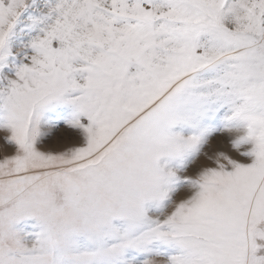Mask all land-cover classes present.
Segmentation results:
<instances>
[{
    "label": "snow or ice",
    "instance_id": "obj_1",
    "mask_svg": "<svg viewBox=\"0 0 264 264\" xmlns=\"http://www.w3.org/2000/svg\"><path fill=\"white\" fill-rule=\"evenodd\" d=\"M0 264H264V0H0Z\"/></svg>",
    "mask_w": 264,
    "mask_h": 264
},
{
    "label": "rangeland",
    "instance_id": "obj_2",
    "mask_svg": "<svg viewBox=\"0 0 264 264\" xmlns=\"http://www.w3.org/2000/svg\"><path fill=\"white\" fill-rule=\"evenodd\" d=\"M0 143H2V140H0ZM0 155H2V153H0Z\"/></svg>",
    "mask_w": 264,
    "mask_h": 264
}]
</instances>
